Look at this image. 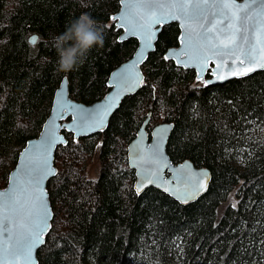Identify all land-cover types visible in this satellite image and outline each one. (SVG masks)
<instances>
[{
	"label": "trees",
	"instance_id": "1",
	"mask_svg": "<svg viewBox=\"0 0 264 264\" xmlns=\"http://www.w3.org/2000/svg\"><path fill=\"white\" fill-rule=\"evenodd\" d=\"M119 1L0 0V188L25 143L38 136L61 80L71 99L90 104L133 54L136 40L119 42L111 20ZM83 13L104 43L65 72L57 37ZM178 35L175 23L162 28L141 66V88L104 132L74 140L64 131L67 144L57 148V174L47 183L53 220L38 264H264V71L206 86L193 70L164 59ZM146 119L148 134L159 120L172 125V163L209 170L207 192L196 202L182 206L154 188L134 192L126 149ZM98 145L92 180L87 167ZM233 191L236 203L227 204Z\"/></svg>",
	"mask_w": 264,
	"mask_h": 264
},
{
	"label": "water",
	"instance_id": "2",
	"mask_svg": "<svg viewBox=\"0 0 264 264\" xmlns=\"http://www.w3.org/2000/svg\"><path fill=\"white\" fill-rule=\"evenodd\" d=\"M154 3H175L178 0H153ZM179 2L184 3H195L201 2L204 0H179ZM207 7L204 9V14L207 17V21L201 20L199 22L189 21L192 28L196 29L198 32H203V29L200 28V24L204 25V28L210 27L213 22L216 23V32L209 33L210 36L215 37L219 32L223 37L228 33L227 25L229 23V18L232 11H236V9H227L223 8V4H231L235 3L238 5H244L247 3H252L253 7L251 9H243L240 14L242 20L240 22V27L242 28V34L247 35L249 39V44L256 43V36L259 35V28L262 22H264V18L260 15V2H264V0H206ZM144 0H120L119 1V9L118 11L111 16L116 17L115 20L111 19L116 29L120 30V34L118 36L119 42H124L129 39H134L137 42L136 49L134 50L131 57L121 63L118 67H116L107 78V87L108 92L98 101L92 102L90 104H85L82 102H77L71 99L69 95V85L67 78H63L55 90L53 99L51 102L50 112L44 123L42 124L41 130L36 138L29 139L22 150L19 152L16 164L13 169L9 172L7 177V183L4 188H0V193H4L6 195H0V205H3L5 202L9 201L12 198L20 197L21 199H28V209L32 212V219H37V209L38 204H35V196L38 195L39 190H42L46 193V203L47 210L49 212V216L47 218V227L44 229L43 235V243L36 245L32 250V257L29 260H26L23 256H17L12 254L11 247L12 245L9 243V253L5 255L2 251H0V264H38V251L45 244L46 236L51 230V223L53 220V211L51 208L49 194L47 192V183L53 178V175L47 177L40 186L39 190H34L27 183L26 172L29 167V158L38 155L37 146L41 145L45 140L46 134L54 133L55 136L63 138V140L67 139L64 136V131L68 134H71L74 140L79 138L88 137L94 135L96 133L104 132L109 124V121L113 114L120 107L121 102L127 97L135 94L142 85L144 80V74L141 70V66L147 61L149 54L154 52L156 43L158 40V36L162 30V28L168 24L175 23L179 29L178 35V45L176 47H171L166 50L164 53V57L167 56L168 59L174 63V65L178 68H182L184 70H193L195 72L196 80L205 84L206 86L211 85H222L230 80L241 79L245 77H249L254 73L264 71V68H257L256 71L249 73L246 76H234L231 75L230 69H223L218 74L225 76L224 79H219L217 75H213L212 73L216 71V64L220 62L218 57L212 56L211 53L208 55L211 57L208 65L206 66V70L202 73V79L200 78V68L185 66L183 61L188 59L187 55H184L188 50V41L184 39L185 33V20L175 19L172 13L178 11L177 9H172L169 7H153L152 9H146L144 7L138 6L142 5ZM215 7H212V5ZM150 12L155 14L156 16L161 17L160 23L154 24L150 29L142 28L140 25H145L150 20ZM247 15L250 19L243 20V16ZM220 20H223L224 23H219ZM123 25V27H121ZM135 25V27H132ZM132 28L131 31H128L129 28ZM224 31L221 32L220 30ZM243 29H247L246 32H243ZM135 33V34H133ZM33 37L35 39L33 40ZM37 40V36L33 35L29 38V41L34 44ZM193 45H198L199 40L195 37L192 41ZM150 45V46H146ZM245 50H247L248 45H244ZM257 55H259V48L257 49ZM227 58V57H225ZM136 75L138 74L142 79L140 82L131 90L124 91L120 90L121 94L116 100V106L109 109V115L104 118V127L103 130H95L88 131L86 133H80L79 130L69 131V126H75L76 121L72 119L73 115L79 114V109H87L90 111H96L98 109H103L107 106L106 101L107 98L111 95L113 97L116 96L118 91L117 87L114 85L120 79L122 73L125 71ZM65 81L67 83H65ZM63 93V95H61ZM63 105V108L61 107ZM69 105H75L76 108L73 109ZM148 119H146L143 125L139 128L135 137L129 142L126 150L127 163L130 169L134 171V182H133V190L137 195H140L145 190L149 188H154L169 197H171L174 201L179 203L182 206L190 205L201 197L205 195L207 192L211 174L206 168H197L193 165V163L189 160H185L179 163H172L169 155L167 153V144L172 132V125L168 123H160L155 125L149 134L146 132L145 127L147 125ZM157 144H159V149L161 155L158 157V163H154V153L153 150L156 148ZM64 143H57L51 148V155L49 159V166L53 168L56 172L57 169L54 165L55 153L59 146H64ZM156 171L157 175L151 177V181L149 182L148 173ZM165 188L168 191H165ZM179 189V191H176ZM197 189H199L197 191ZM185 191L194 193L191 195L187 202H185ZM23 193V196H21ZM35 204V207L33 205ZM7 215L12 216L13 214L9 210ZM15 220H19L20 217H14ZM9 228H14V223H8ZM44 227V225H41ZM8 237L7 234L0 235V248L3 247L5 242H7Z\"/></svg>",
	"mask_w": 264,
	"mask_h": 264
},
{
	"label": "snow or ice",
	"instance_id": "3",
	"mask_svg": "<svg viewBox=\"0 0 264 264\" xmlns=\"http://www.w3.org/2000/svg\"><path fill=\"white\" fill-rule=\"evenodd\" d=\"M256 2V0H254ZM146 9H152L153 7H169L172 9H177L178 11L172 13L175 19L183 18L185 20V37L184 39L188 41V50L183 53L188 56L186 61H183L184 65L187 67L189 64L192 67L199 66L200 68V78L202 79V73L206 70V66L209 63L211 57L208 53H211L212 56L218 57L220 62L216 64V71L212 74L217 75L219 79H224L225 76L219 75L218 73L223 69H230L231 75L234 76H246L251 72L257 70V68H264V22L261 23L258 30L259 35L256 36V43L249 44V39L247 35L242 34V28L240 27V22L242 20L241 10L251 9L253 7L252 3H245L244 5H238L235 3L223 4V8L227 9H236L232 11L229 23L227 25L228 33L223 37L218 32L215 37L209 35V33L216 32V23L213 22L210 27L204 28L203 24H200V28L203 29V32H198L196 29L192 28L189 21L199 22L201 20L207 21V17L204 14V9L207 7V2L204 0L203 3H184V2H175V3H160L156 4L153 0H144L142 5H138ZM212 7H215L213 4ZM260 9L262 10L260 15L264 18V2H260ZM150 20L145 25H140V27L151 28L154 24L160 23L161 17L156 16L150 12ZM111 19L115 20L116 17ZM250 19L246 14L243 16V20ZM219 23L223 24L224 21L220 20ZM123 27V25H121ZM132 27H135L133 25ZM130 27L128 31H131ZM221 32L224 30L221 29ZM247 29H243V32H246ZM135 34V33H133ZM198 38V45H193L192 41L194 38ZM35 37H33V40ZM247 44L248 48L245 50L244 45ZM150 46V45H146ZM259 48V55H257V49ZM227 57V58H225ZM164 59H168L167 56ZM142 78L136 74L133 75L127 70L125 73H122L119 81L115 87L118 91L116 96H109L107 98V106L103 109H98L96 111H90L87 109H79L78 115H73L72 119L76 121L75 126H69V131L79 130L80 133H86L88 131H95L97 129L103 130L104 127V118L109 115V109L116 106V100H118L123 89L124 91H129L131 88L135 87ZM65 83H67L65 81ZM63 95V93H61ZM73 109L76 108L75 105H69ZM63 108V105L61 106ZM57 143L67 144L66 140L63 138L55 136L54 133L46 134L45 140L41 145L37 146L38 155L29 158V167L26 172L27 183L34 190H39L43 181L50 175H56V171L49 166V159L51 155V148ZM154 153V163H158V157L161 155L159 144L153 150ZM157 175L156 171L148 173L149 182L151 177ZM199 189H197L198 191ZM165 191H168L165 188ZM179 191V189H176ZM0 195H6L0 193ZM194 195L185 191V202L187 199ZM23 196V193H21ZM46 193L42 190H39L38 195L35 196V204H38L37 209V219H32V212L28 209V199H21L20 197H15L5 202L3 205H0V235L7 234L8 240L5 242L0 251L5 255L9 253L8 244L12 245L11 252L17 256H23L26 260L31 259L33 248L42 244L44 229L47 227V218L49 212L47 210L46 203ZM35 204L33 207H35ZM11 211L12 216L7 215L8 211ZM19 216V220H15L14 217ZM8 223H14V228H9ZM44 225V227H41ZM261 244H264V240L260 241ZM264 255V254H262Z\"/></svg>",
	"mask_w": 264,
	"mask_h": 264
},
{
	"label": "clouds",
	"instance_id": "4",
	"mask_svg": "<svg viewBox=\"0 0 264 264\" xmlns=\"http://www.w3.org/2000/svg\"><path fill=\"white\" fill-rule=\"evenodd\" d=\"M96 23L90 14L83 13L78 19L70 23L63 35L57 37L60 70L70 71L77 64L78 56L83 57L94 45L103 46L104 40L100 30H93ZM69 41L73 43L69 45Z\"/></svg>",
	"mask_w": 264,
	"mask_h": 264
},
{
	"label": "rangeland",
	"instance_id": "5",
	"mask_svg": "<svg viewBox=\"0 0 264 264\" xmlns=\"http://www.w3.org/2000/svg\"><path fill=\"white\" fill-rule=\"evenodd\" d=\"M158 122H159V124L162 123V121L160 122V120ZM99 150L100 149H99V145H98L97 148L95 149L94 155L92 157V161L89 164V166L87 167L88 177L92 180L96 179L99 175V164H98ZM235 203H236V196H235V191H233L229 195V198L227 200V204L235 205ZM222 208H223V206H221V208H219V215H220L221 211L223 210Z\"/></svg>",
	"mask_w": 264,
	"mask_h": 264
}]
</instances>
